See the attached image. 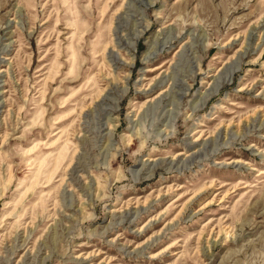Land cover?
<instances>
[{"label": "rangeland", "instance_id": "1", "mask_svg": "<svg viewBox=\"0 0 264 264\" xmlns=\"http://www.w3.org/2000/svg\"><path fill=\"white\" fill-rule=\"evenodd\" d=\"M0 264H264V0H0Z\"/></svg>", "mask_w": 264, "mask_h": 264}]
</instances>
